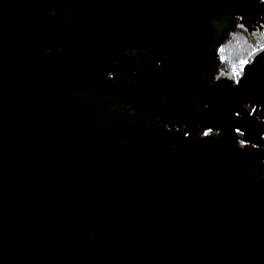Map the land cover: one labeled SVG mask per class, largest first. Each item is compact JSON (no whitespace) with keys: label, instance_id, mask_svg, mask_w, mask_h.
<instances>
[{"label":"water","instance_id":"water-1","mask_svg":"<svg viewBox=\"0 0 264 264\" xmlns=\"http://www.w3.org/2000/svg\"><path fill=\"white\" fill-rule=\"evenodd\" d=\"M256 27L260 0H0V264H264V52L219 74Z\"/></svg>","mask_w":264,"mask_h":264},{"label":"trees","instance_id":"trees-1","mask_svg":"<svg viewBox=\"0 0 264 264\" xmlns=\"http://www.w3.org/2000/svg\"><path fill=\"white\" fill-rule=\"evenodd\" d=\"M262 34L264 36V32ZM263 38L257 39L239 29L232 31L219 48V54L222 57L219 74L227 73L236 77L232 69L238 67L242 59H250L256 49H259V42L264 41Z\"/></svg>","mask_w":264,"mask_h":264},{"label":"flooded vegetation","instance_id":"flooded-vegetation-1","mask_svg":"<svg viewBox=\"0 0 264 264\" xmlns=\"http://www.w3.org/2000/svg\"><path fill=\"white\" fill-rule=\"evenodd\" d=\"M263 32H264V29L262 30ZM252 33H254V35H255V38H257V39H260L261 37L258 35V33H259V30H258V28L256 27L255 29H252ZM263 35V34H262ZM264 37V36H263ZM262 47H264V46H262ZM261 47V48H262ZM223 74H227V73H223ZM235 77V76H234ZM236 78V77H235ZM244 107H245V109L246 110H248L249 112H251L252 111V108L248 105V104H245L244 105ZM263 117H261V118H259V119H262ZM206 131V130H205ZM203 133H204V131L201 133L202 135H203ZM209 134H214V132H210ZM237 134L238 135H240V133H238L237 132ZM239 141H242V140H239ZM239 141H238V144L239 145H243V144H240L239 143ZM253 146V145H252ZM259 148L264 152V135L262 136V143H261V145L259 146ZM263 160H264V156H263Z\"/></svg>","mask_w":264,"mask_h":264},{"label":"snow or ice","instance_id":"snow-or-ice-1","mask_svg":"<svg viewBox=\"0 0 264 264\" xmlns=\"http://www.w3.org/2000/svg\"><path fill=\"white\" fill-rule=\"evenodd\" d=\"M260 2H261V3H264V0H260ZM259 51H260V52H264V48H261ZM242 63L247 64L248 62H247V61H244V62H242ZM108 74H109V73H108ZM235 75H236V77H237V79L235 80V85H236V87H241V86H242V85H241V81L245 79V77H246V73H245L244 76H242L240 72H237ZM112 78H113V77H111V78H109V79H112ZM252 111L254 112L255 109H253ZM236 114L239 115V113H236ZM211 131H212V129L209 127L208 131H207V132H204L203 135H204L205 137H209V133H210Z\"/></svg>","mask_w":264,"mask_h":264},{"label":"clouds","instance_id":"clouds-1","mask_svg":"<svg viewBox=\"0 0 264 264\" xmlns=\"http://www.w3.org/2000/svg\"><path fill=\"white\" fill-rule=\"evenodd\" d=\"M53 14H54V13H53ZM133 54H135V52H133ZM157 63H159V62H157ZM111 77H112V74L109 73V74H108V78H111ZM205 107H207V105H205ZM129 110H131V109H129ZM236 115H237V114H236ZM168 131L171 132L170 129H169ZM207 131H208V130H206V131H204V132H207ZM235 131L238 132V133H240V135H243V133H241L240 130H239L238 128H237ZM197 135H198V138H199V131H198ZM203 137L206 138L204 135H203ZM239 143H240V144H243L244 142H243V141H239ZM236 144H237V141H236ZM173 147H175V145H173ZM261 164L264 165V160L261 161Z\"/></svg>","mask_w":264,"mask_h":264},{"label":"built area","instance_id":"built-area-1","mask_svg":"<svg viewBox=\"0 0 264 264\" xmlns=\"http://www.w3.org/2000/svg\"><path fill=\"white\" fill-rule=\"evenodd\" d=\"M262 46H264V44L261 45L260 47H262ZM260 47H259V48H260ZM257 49H258V48H257ZM221 59H222V57H221ZM244 61H247V59H242L241 62H240V64L238 65V67H235V68L232 69V73H233V74H236L237 72H239V71L242 69V67H243V65H244V63H242V62H244Z\"/></svg>","mask_w":264,"mask_h":264}]
</instances>
